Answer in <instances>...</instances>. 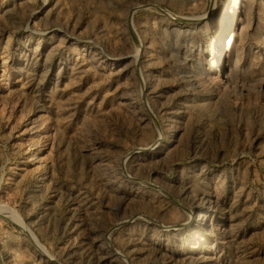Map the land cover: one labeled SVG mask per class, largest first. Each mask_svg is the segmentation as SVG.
<instances>
[{
	"label": "rangeland",
	"instance_id": "374dc122",
	"mask_svg": "<svg viewBox=\"0 0 264 264\" xmlns=\"http://www.w3.org/2000/svg\"><path fill=\"white\" fill-rule=\"evenodd\" d=\"M0 264H264V0H0Z\"/></svg>",
	"mask_w": 264,
	"mask_h": 264
}]
</instances>
